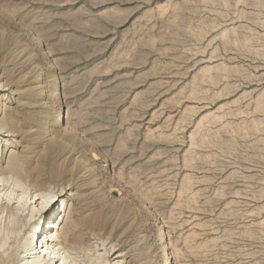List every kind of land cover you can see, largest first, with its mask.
<instances>
[{
  "label": "rangeland",
  "instance_id": "374dc122",
  "mask_svg": "<svg viewBox=\"0 0 264 264\" xmlns=\"http://www.w3.org/2000/svg\"><path fill=\"white\" fill-rule=\"evenodd\" d=\"M0 85V264H264V0H0Z\"/></svg>",
  "mask_w": 264,
  "mask_h": 264
},
{
  "label": "bare ground",
  "instance_id": "6f19581e",
  "mask_svg": "<svg viewBox=\"0 0 264 264\" xmlns=\"http://www.w3.org/2000/svg\"><path fill=\"white\" fill-rule=\"evenodd\" d=\"M6 86V85H5ZM4 85H0V92L3 91ZM1 102V101H0ZM1 105V103H0ZM13 119V118H12ZM7 127L5 126L4 121L0 123V138L1 135H5L6 132H10V131H6ZM11 133V132H10ZM12 138V137H11ZM1 142H3V140H1ZM7 142V141H6ZM8 169H11L13 167V165H8L7 166ZM3 171L0 167V193L6 189V182L4 181L2 174ZM46 196H42V198H45ZM46 202L42 203L41 208L38 212L37 215H41V213H44L45 216V211L47 212V205L51 204V202H54L55 200L52 199L51 196H48L46 198ZM46 218L47 217H42L41 221H39L38 224L34 223L33 226L35 228V230H40L44 231L43 235L40 237L39 240L36 236V234H33L31 232H33L34 230L29 232V236L26 239V242L24 244V254H26V257L24 258L25 264H58L59 262H61L60 264H76L74 261V259L71 257L72 254V250H75L76 247L81 244V239L72 234V235H68L66 241H63V233L64 230L71 228L69 225H67L68 223L65 222L64 227H62L61 229L58 227L59 231L55 234V237H51L48 238V236L46 237L47 232H45V225H46ZM53 220L54 224H57V220L58 217L56 216L55 218H52L50 215V220ZM33 221V216L30 219V222ZM101 222L98 221H94V225L98 226L100 225ZM50 229V226H49ZM17 232L22 231V227L19 226L16 230ZM46 237V238H45ZM45 238V240H44ZM44 240V241H43ZM39 243H42V245H40ZM59 246H61L60 248H58ZM60 252H62V254H60ZM112 252V250H111ZM73 256V255H72ZM118 257H122V256H118ZM108 261V260H107ZM165 264H171L169 256L166 258V261L164 260Z\"/></svg>",
  "mask_w": 264,
  "mask_h": 264
}]
</instances>
